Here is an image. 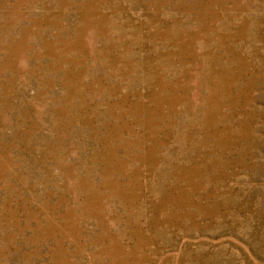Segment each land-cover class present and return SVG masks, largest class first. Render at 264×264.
I'll list each match as a JSON object with an SVG mask.
<instances>
[{
  "label": "rangeland",
  "instance_id": "374dc122",
  "mask_svg": "<svg viewBox=\"0 0 264 264\" xmlns=\"http://www.w3.org/2000/svg\"><path fill=\"white\" fill-rule=\"evenodd\" d=\"M0 264H264V0H0Z\"/></svg>",
  "mask_w": 264,
  "mask_h": 264
}]
</instances>
